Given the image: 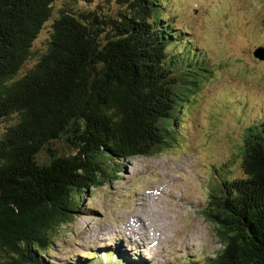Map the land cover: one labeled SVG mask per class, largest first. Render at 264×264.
Listing matches in <instances>:
<instances>
[{"label": "trees", "instance_id": "16d2710c", "mask_svg": "<svg viewBox=\"0 0 264 264\" xmlns=\"http://www.w3.org/2000/svg\"><path fill=\"white\" fill-rule=\"evenodd\" d=\"M167 1L61 10L37 54L56 0H0V264H49L56 233L85 194L111 182L114 165L154 157L182 135L178 102L212 66L164 16ZM241 156L244 175L213 186L204 210L224 248L192 264H264V124L247 129ZM114 255L76 264H115Z\"/></svg>", "mask_w": 264, "mask_h": 264}, {"label": "rangeland", "instance_id": "374dc122", "mask_svg": "<svg viewBox=\"0 0 264 264\" xmlns=\"http://www.w3.org/2000/svg\"><path fill=\"white\" fill-rule=\"evenodd\" d=\"M76 1L56 0L52 19L34 43L37 54L47 49L61 10L101 6L97 11L109 14L121 7L119 0ZM166 7L164 16L171 15L175 28L187 31L184 39L192 42L187 49L205 51L212 72L200 79L193 98L187 93L183 96L189 101L178 102L182 119L176 126L182 135L176 141L171 136L154 157L122 160L110 170L111 182L83 196L75 221L56 233L49 264L96 261L99 256L109 262L114 252L115 264L123 256L131 264H192L224 248L204 210L213 186L244 175L245 133L264 124V61L254 56L264 47V0H170ZM6 125L1 123L0 129ZM54 148L70 152L63 142Z\"/></svg>", "mask_w": 264, "mask_h": 264}, {"label": "water", "instance_id": "95a60500", "mask_svg": "<svg viewBox=\"0 0 264 264\" xmlns=\"http://www.w3.org/2000/svg\"><path fill=\"white\" fill-rule=\"evenodd\" d=\"M255 58L259 59L260 61H264V47H259L254 51Z\"/></svg>", "mask_w": 264, "mask_h": 264}, {"label": "bare ground", "instance_id": "6f19581e", "mask_svg": "<svg viewBox=\"0 0 264 264\" xmlns=\"http://www.w3.org/2000/svg\"><path fill=\"white\" fill-rule=\"evenodd\" d=\"M138 218L136 219V222H138L139 225H140V223L143 225V221L141 220V218H139V220H138ZM133 226H134V224H133ZM133 226H132V228H133ZM124 235H126V237H128V235L125 232H124Z\"/></svg>", "mask_w": 264, "mask_h": 264}]
</instances>
